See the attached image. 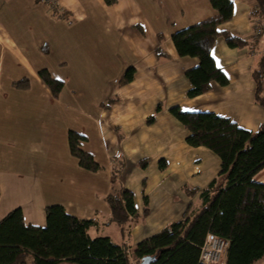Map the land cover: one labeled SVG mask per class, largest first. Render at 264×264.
Returning <instances> with one entry per match:
<instances>
[{
	"label": "crops",
	"instance_id": "1",
	"mask_svg": "<svg viewBox=\"0 0 264 264\" xmlns=\"http://www.w3.org/2000/svg\"><path fill=\"white\" fill-rule=\"evenodd\" d=\"M56 1L61 11L54 16L42 0H0V219L20 207L25 223L44 226L45 207L60 204L95 220L92 237L107 236L132 251L201 204V191L220 169L211 150L186 143L188 130L172 107L212 112L249 131L264 123L252 77L261 45L231 48L217 38L211 56L228 82H212L190 98L185 72L198 59L179 56L171 36L214 18L209 0ZM232 3V19L218 30L256 40L257 2ZM128 68L133 75L125 81ZM42 69L63 83L58 96L39 77ZM23 78L28 87H15ZM69 131L85 137L81 148L99 170L78 165ZM118 168L116 183L132 191L138 211L124 235L105 199ZM254 179L264 183V167Z\"/></svg>",
	"mask_w": 264,
	"mask_h": 264
},
{
	"label": "trees",
	"instance_id": "2",
	"mask_svg": "<svg viewBox=\"0 0 264 264\" xmlns=\"http://www.w3.org/2000/svg\"><path fill=\"white\" fill-rule=\"evenodd\" d=\"M255 1L262 30L250 43L218 30L220 24L232 19V0H209L217 12L214 18L172 34L179 56L198 59L197 66L185 72L190 83L188 97L207 92L212 82L227 84L226 75L211 56L214 42L221 37L231 48L261 45V57L252 77L255 99L264 107V0ZM156 50L158 56L163 55L159 46ZM38 75L52 95L58 96L63 83L52 78L46 69ZM132 75L133 69L128 68L123 80L129 81ZM28 83L23 78L14 82V86L26 88ZM170 112L188 130L186 143L211 150L220 160V169L216 178L201 191L202 203L197 210L190 206L179 220L138 242L131 255L137 264L145 256L155 257L152 264H202L200 250L206 235L212 233L228 242L223 264H264V183L254 179L264 167V123L256 131H249L212 112H187L179 107H172ZM84 140V136L68 132L71 155L80 167L95 172L100 166L81 148ZM119 171L120 168L114 170L105 199L111 221L124 235L131 220L138 217V211L132 191L116 183ZM95 225V220L71 215L60 204L45 207L44 226L31 225L25 223L22 209L16 207L0 219V264H130L125 245H118L107 236L90 235Z\"/></svg>",
	"mask_w": 264,
	"mask_h": 264
},
{
	"label": "built area",
	"instance_id": "3",
	"mask_svg": "<svg viewBox=\"0 0 264 264\" xmlns=\"http://www.w3.org/2000/svg\"><path fill=\"white\" fill-rule=\"evenodd\" d=\"M45 2L47 3L50 13L54 16H56L57 13H60L59 11L61 10H59L58 2L56 0H45ZM261 26L262 23L256 27L254 31L255 37L261 33ZM227 245V240L215 234L208 233L200 250V262L202 264H223ZM127 252L128 255H130V251L127 250Z\"/></svg>",
	"mask_w": 264,
	"mask_h": 264
},
{
	"label": "rangeland",
	"instance_id": "4",
	"mask_svg": "<svg viewBox=\"0 0 264 264\" xmlns=\"http://www.w3.org/2000/svg\"><path fill=\"white\" fill-rule=\"evenodd\" d=\"M43 2H45V0L43 1ZM45 4H47L46 2H45ZM56 16H57V14H56ZM262 20V19H261ZM185 182V181H184ZM183 189L185 190L186 189V187H183ZM181 192V189H180V186H179V183H178V181L174 178V198H176V199H180L179 198V193ZM199 205H201L200 204V202H194L193 204H192V209H195V208H198V207H200ZM174 221H175V218H174ZM142 228H144L143 227V225H141V227L139 228V229H136L134 232V234H137ZM138 230V231H137ZM130 251V250H129ZM133 251V250H132ZM132 251H130V256H129V260H130V264H137V260L136 259H134V257H133V255H131V253H132Z\"/></svg>",
	"mask_w": 264,
	"mask_h": 264
},
{
	"label": "water",
	"instance_id": "5",
	"mask_svg": "<svg viewBox=\"0 0 264 264\" xmlns=\"http://www.w3.org/2000/svg\"><path fill=\"white\" fill-rule=\"evenodd\" d=\"M264 24V20H263ZM155 261V257L153 256H145L141 259L140 263L138 264H152Z\"/></svg>",
	"mask_w": 264,
	"mask_h": 264
}]
</instances>
